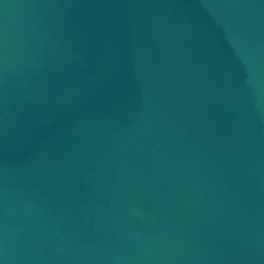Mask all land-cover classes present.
I'll return each mask as SVG.
<instances>
[{
	"label": "water",
	"instance_id": "95a60500",
	"mask_svg": "<svg viewBox=\"0 0 264 264\" xmlns=\"http://www.w3.org/2000/svg\"><path fill=\"white\" fill-rule=\"evenodd\" d=\"M0 264H264V0H0Z\"/></svg>",
	"mask_w": 264,
	"mask_h": 264
}]
</instances>
